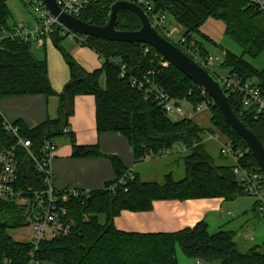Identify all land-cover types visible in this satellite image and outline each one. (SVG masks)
Returning a JSON list of instances; mask_svg holds the SVG:
<instances>
[{
  "label": "trees",
  "instance_id": "trees-1",
  "mask_svg": "<svg viewBox=\"0 0 264 264\" xmlns=\"http://www.w3.org/2000/svg\"><path fill=\"white\" fill-rule=\"evenodd\" d=\"M115 1L92 0L80 18L89 24L103 26ZM147 1L155 13L174 16L184 28L183 37L196 43L198 54L203 59L209 56V52L194 38V34L199 33L210 18L223 21L227 36L242 47L243 55L228 52L220 66L244 80H255L254 83L264 92V71L245 59V56L255 58L264 52V14L254 4L248 0ZM8 2L0 0V30L10 26ZM148 15L153 21L151 14ZM117 28L135 31L141 28V22L134 12L123 9L118 15ZM77 35L81 45L91 47L101 56L103 66L87 72L62 47L61 42L65 38L62 28L56 30L51 37L63 52L71 71V79L61 93L53 89L48 65L36 57L32 43L0 41V97L25 94L60 97L57 118L48 119L34 129L14 122L21 135L32 141L37 158L43 160L45 157L46 141H55L59 145L66 136L73 143L75 157L100 154L95 146L78 145L69 131L76 97L92 95L96 101L98 131L120 132L126 136L137 162L145 160L148 154L158 157L176 145L187 146L188 152L180 155L185 177L176 180L174 173L169 171L164 182L159 183L145 181L133 172L134 178L122 184L120 180L130 171L112 156L117 177L104 188L70 197L68 201L63 200V192L57 193L59 206L67 210L64 221L71 223V231L67 235L42 240L37 247L32 242L17 241L10 234L12 229L27 226L29 219L35 217L33 211L17 200L0 199V264L4 259L9 264H179L178 247L188 257L205 263L264 264L261 245L242 251L236 241V231L212 233L205 221L174 232L141 233L117 228L114 220L123 211H149L158 200L221 198L234 201L247 194L233 171L232 161L219 164L208 151L205 137L213 130L187 118L172 119L154 95L146 97L144 90L132 86L133 79L142 82L145 89L163 90L177 104L186 101L197 107L209 101L211 122L216 129L236 147L248 149L243 165L262 171L247 142L227 123L213 98L174 65L169 63L165 66L166 60L155 49L142 43ZM122 65H126L124 71ZM224 91L236 115L264 144V116L256 119L251 110L241 105L237 95ZM15 143L16 137L5 129L0 115V151ZM18 156L20 179L16 187L44 190L47 187L45 179L36 169L35 162L23 149H19ZM224 158L227 159L226 156ZM30 200L34 201L35 197L31 195Z\"/></svg>",
  "mask_w": 264,
  "mask_h": 264
},
{
  "label": "built area",
  "instance_id": "built-area-1",
  "mask_svg": "<svg viewBox=\"0 0 264 264\" xmlns=\"http://www.w3.org/2000/svg\"><path fill=\"white\" fill-rule=\"evenodd\" d=\"M61 10L74 17L80 18L83 11L88 7L92 0H56ZM144 8L151 14L155 26L167 35L165 26V16L154 12V8L147 0H130ZM254 4L264 14V0H248ZM30 6L39 14L36 22L32 27L27 25H14L5 27L0 30V41H25L32 43L34 48L45 45L46 40L56 30L64 27L58 17L54 16L43 0H29ZM63 34H66L64 32ZM77 37V36H76ZM79 38V37H78ZM183 52L194 59L198 64L213 73L220 82L222 88L231 94L238 96L241 105L251 110L255 118L264 116V92L262 88L248 80H244L236 74L228 72L226 75L220 74V65L217 66L218 57L209 55L203 59L198 54V47L194 41H189L182 37L178 42L173 41ZM148 49H146L147 51ZM168 61L164 63L165 66ZM126 65H122L123 71ZM132 86L145 91L146 97L154 95L156 101L161 105L166 113L173 117L180 115L183 118L192 120V112L185 113L182 105L177 102L166 92L158 88H146L142 82L136 79L132 80ZM193 107V106H192ZM209 109V101H205L197 107H193L195 114ZM2 116V114L0 113ZM5 129L16 137V143L10 147H5L0 151V199L17 200L28 206L33 211L35 219L32 226L35 230V238L32 243L37 247L42 240L52 239L57 236L67 235L71 231V223L64 221L67 210L59 206V197L54 187V174L51 168V161L59 147L55 141H46L44 146L45 157L43 160L37 158L35 151L32 149V141L21 135L20 129L14 123L7 121L3 116ZM206 142H221V153L231 159L233 171L237 176L240 185L247 195L255 199L257 210L264 216V174L252 167L245 166L242 160L245 158L248 149L236 147L232 141L224 142L220 133L208 132L205 137ZM19 149L27 152L29 158L35 162L36 169L44 176L46 188L41 191L33 189L17 188L20 179ZM189 148L184 145H176L172 149L164 150L158 157L169 156L173 152L186 153ZM153 154L145 156V160H151ZM133 171H130L124 179L120 180L126 184L128 179H133ZM63 192V200L68 201L70 197H79L81 194L88 193L78 187L70 188ZM31 195L35 197L31 201ZM33 263V262H32ZM1 264H9L7 259ZM197 264H220L205 263L199 261Z\"/></svg>",
  "mask_w": 264,
  "mask_h": 264
},
{
  "label": "crops",
  "instance_id": "crops-1",
  "mask_svg": "<svg viewBox=\"0 0 264 264\" xmlns=\"http://www.w3.org/2000/svg\"><path fill=\"white\" fill-rule=\"evenodd\" d=\"M49 39L54 44L51 36ZM75 39L78 42L76 36ZM77 42L74 43L68 39L64 41V44L61 42V45L87 72L100 69L103 66L101 56L91 47L83 46ZM46 44L43 46L46 47ZM43 60L48 65L53 89L57 93H61L71 79V71L63 52L56 45L50 47L49 50L46 48V58ZM102 79L104 80V78ZM60 104L59 96L48 97L45 94L8 95L0 97V113L7 121L19 122L29 129H34L48 119L57 118ZM69 131L78 145L95 146L100 154L75 157L70 137H63L51 161L54 187L57 191L61 192L74 187L84 191L104 188L107 183L117 177L110 158L112 156L117 157L126 170L135 172L143 179L142 174L137 171L139 162L136 161L128 138L120 132L98 131L94 96L81 95L76 97L74 114L69 120ZM166 157L153 156V160H143L147 164L146 170H150V173H147L148 176L155 177L154 170L158 163L156 159ZM152 161V165H149ZM165 174L162 182H164ZM217 199L158 200L154 202L153 208L149 211L133 212L126 210L118 215L114 221L117 228L128 232H174L192 227L201 221L208 223L207 217L211 213V208L214 209L220 205V203L216 205L212 201ZM252 208L257 210L255 202L252 204Z\"/></svg>",
  "mask_w": 264,
  "mask_h": 264
},
{
  "label": "rangeland",
  "instance_id": "rangeland-1",
  "mask_svg": "<svg viewBox=\"0 0 264 264\" xmlns=\"http://www.w3.org/2000/svg\"><path fill=\"white\" fill-rule=\"evenodd\" d=\"M8 5L11 11L9 17L10 26L27 25L32 27L35 24L36 18L39 16V14L32 6H30L29 0H9ZM164 16L166 19L165 26L167 36L173 41L178 42L184 35V28L176 22L172 14L168 13ZM64 32L68 33L69 35L65 36L66 34H63ZM62 35L65 36V38L62 40V44H64V41L68 39L76 43L77 41L75 36L79 37L76 33L69 31L65 27H62ZM49 38L50 37H48V40H46V47L42 46L39 48H34L33 50L36 57L40 60L46 58V48L49 50L50 47L55 46ZM194 38L205 46L209 52V55L219 58L216 61L217 66L220 65L221 61L226 60L225 57L228 52L238 56L243 55L242 47L227 36L225 24L221 20L210 18L201 27L200 32L194 34ZM245 59L249 60L258 70L264 71V52L255 58L245 56ZM228 72L229 70L227 68H220V74L226 75ZM250 82L254 83L255 80H251ZM180 104L182 105L185 113L192 112L194 114L192 120L204 128L211 129L216 133H220L224 142H230L227 141V137H225L212 124V111L210 109L195 114L193 107L188 102L183 101L180 102ZM181 118L183 117L180 115L172 117L174 120ZM207 143L208 151L216 159L217 163H231V159L226 156L227 159H229L227 160L224 158L225 155H221L220 147L222 144L220 141ZM181 154L173 152L166 158H157L156 160L158 163L156 164V169L154 170L155 177L148 176L150 170H146V161L139 162L137 171L142 174L143 179L145 180L162 182L163 175L169 171L174 173L176 180H181L185 177V167L180 156ZM152 163L153 161L150 162L149 165H152ZM212 201H214L216 205L217 203H220V205H217L214 207V209L211 208V213L208 214L207 222L209 223L210 232L213 233L219 230H233L236 231V241L238 242V245L242 251H246L254 245H261V247L264 249V216L258 210L252 208V204L255 202V199L251 195H243L234 201H226L219 198ZM34 219L35 217L32 219L30 218L29 224L25 227L10 230L12 237L17 241L32 242V240L35 238V230L32 226ZM177 259L179 264L198 263V260L185 255L179 247L177 248Z\"/></svg>",
  "mask_w": 264,
  "mask_h": 264
},
{
  "label": "water",
  "instance_id": "water-1",
  "mask_svg": "<svg viewBox=\"0 0 264 264\" xmlns=\"http://www.w3.org/2000/svg\"><path fill=\"white\" fill-rule=\"evenodd\" d=\"M43 1L50 12L58 17L60 23L73 33L115 42L142 43L155 49L166 61L178 68L213 98L227 123L247 142L264 174V144L236 115L220 82L175 43L164 37L143 7L130 0H117L109 9L107 23L100 26L89 24L81 18L63 12L56 0ZM123 9L130 10L139 17L140 29L123 31L117 28L118 15Z\"/></svg>",
  "mask_w": 264,
  "mask_h": 264
}]
</instances>
